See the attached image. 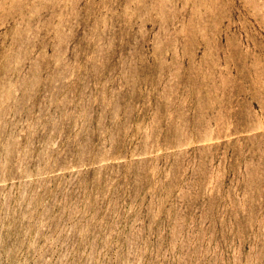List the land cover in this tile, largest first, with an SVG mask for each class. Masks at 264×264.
Masks as SVG:
<instances>
[{
	"label": "rangeland",
	"instance_id": "1",
	"mask_svg": "<svg viewBox=\"0 0 264 264\" xmlns=\"http://www.w3.org/2000/svg\"><path fill=\"white\" fill-rule=\"evenodd\" d=\"M0 264H264V0H0Z\"/></svg>",
	"mask_w": 264,
	"mask_h": 264
}]
</instances>
